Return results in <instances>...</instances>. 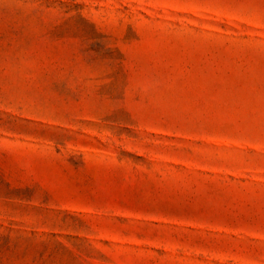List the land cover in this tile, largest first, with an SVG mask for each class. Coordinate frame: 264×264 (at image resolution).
<instances>
[{"label": "rangeland", "instance_id": "obj_1", "mask_svg": "<svg viewBox=\"0 0 264 264\" xmlns=\"http://www.w3.org/2000/svg\"><path fill=\"white\" fill-rule=\"evenodd\" d=\"M0 264H264V0H0Z\"/></svg>", "mask_w": 264, "mask_h": 264}]
</instances>
